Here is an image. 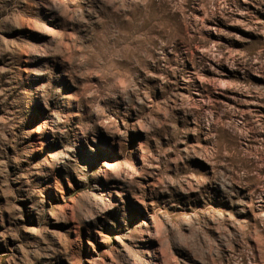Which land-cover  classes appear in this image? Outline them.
Returning a JSON list of instances; mask_svg holds the SVG:
<instances>
[{"label":"rangeland","instance_id":"374dc122","mask_svg":"<svg viewBox=\"0 0 264 264\" xmlns=\"http://www.w3.org/2000/svg\"><path fill=\"white\" fill-rule=\"evenodd\" d=\"M0 264H264V0H0Z\"/></svg>","mask_w":264,"mask_h":264}]
</instances>
